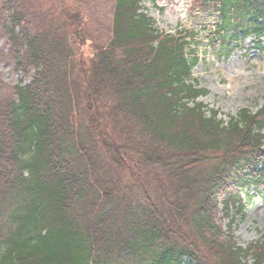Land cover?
Masks as SVG:
<instances>
[{
	"label": "trees",
	"instance_id": "1",
	"mask_svg": "<svg viewBox=\"0 0 264 264\" xmlns=\"http://www.w3.org/2000/svg\"><path fill=\"white\" fill-rule=\"evenodd\" d=\"M19 1L0 0L31 77L0 96V264H264L262 239L242 247L222 224L264 191V104L222 119L199 101L189 33L143 0H112L91 55L77 1L36 31ZM199 3L221 46L264 36V0Z\"/></svg>",
	"mask_w": 264,
	"mask_h": 264
},
{
	"label": "rangeland",
	"instance_id": "2",
	"mask_svg": "<svg viewBox=\"0 0 264 264\" xmlns=\"http://www.w3.org/2000/svg\"><path fill=\"white\" fill-rule=\"evenodd\" d=\"M78 11L87 14L86 35L90 41L83 46L85 53L91 55L90 45L98 37L108 32L111 20L112 0H75ZM201 0H143L145 11L157 26L166 32L186 31L192 52L199 58L193 68V78L199 87L209 90L199 100L209 108L218 110L220 118L227 114L235 115L238 110L247 108L256 111L264 104V36L238 35L229 45L221 46L215 37L219 14L204 10ZM61 0H21L25 8V23L36 31L50 13L58 9ZM1 9V7H0ZM0 15V96H14V86L25 84L31 77L24 76L15 68L16 60ZM221 214V213H220ZM234 218L233 234L237 242L246 247L260 239L264 241V191L254 195L241 213L232 212L222 222L223 229Z\"/></svg>",
	"mask_w": 264,
	"mask_h": 264
}]
</instances>
